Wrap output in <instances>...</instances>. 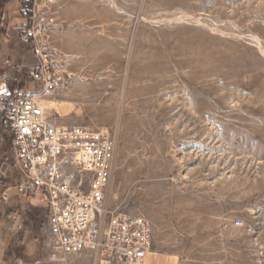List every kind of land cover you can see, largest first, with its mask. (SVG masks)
<instances>
[{"label": "rangeland", "instance_id": "1", "mask_svg": "<svg viewBox=\"0 0 264 264\" xmlns=\"http://www.w3.org/2000/svg\"><path fill=\"white\" fill-rule=\"evenodd\" d=\"M93 1L98 19L75 24L106 38L131 30L98 60L105 98L88 103L105 114L43 105L60 124L115 133L110 205L143 216L153 231L140 264H264V0ZM18 4L0 0V33L17 36ZM8 172L0 264H91L53 248L43 203L13 196L17 173ZM182 242L196 258L167 257Z\"/></svg>", "mask_w": 264, "mask_h": 264}, {"label": "built area", "instance_id": "2", "mask_svg": "<svg viewBox=\"0 0 264 264\" xmlns=\"http://www.w3.org/2000/svg\"><path fill=\"white\" fill-rule=\"evenodd\" d=\"M18 1L25 17L19 38L39 63L28 69L27 87L0 73V145L9 141L12 152V164H0V179L11 168L19 176L15 191L43 203L47 235L62 255L88 257L91 264H140L151 253L153 231L143 216L110 205L115 133L60 124L42 104L55 77L51 54L67 27L62 0Z\"/></svg>", "mask_w": 264, "mask_h": 264}, {"label": "crops", "instance_id": "3", "mask_svg": "<svg viewBox=\"0 0 264 264\" xmlns=\"http://www.w3.org/2000/svg\"><path fill=\"white\" fill-rule=\"evenodd\" d=\"M93 3V0H62L63 17L68 25L57 39L55 51L51 54L55 66V77L52 91L42 100V104L47 101L61 104L65 110L63 114L66 116L105 114V112L98 111L100 108H105L104 106L90 104V100L104 99L106 93L104 82L96 79L99 74L104 72L103 64L99 66L98 60L103 62L105 58V44L117 45L120 44L118 37L122 36L126 39L131 36V30L123 29L122 31L111 32L107 35L110 38H106V34L102 30L85 28L75 24L73 21H95L98 19V14L92 7ZM78 5L81 6V10ZM18 6L13 13L14 30L17 36L10 29L0 33V73L6 72L16 84L27 87L30 83L26 69L36 66L39 59L32 55L28 46H26L27 44L19 38L20 29L25 24V17L19 10V4ZM11 37L14 39L18 37L21 45L18 41H13ZM22 46L26 48L24 49ZM7 60L10 61V64H7ZM47 97L52 99H47ZM88 101L90 102L88 103ZM106 114L112 115L113 111H108ZM9 158H12V152L9 141H6L0 145V164L7 163ZM11 173L7 172V175ZM12 178L16 183L19 176L13 173ZM10 190L13 196L19 195L13 187ZM184 244L185 242H182V248L178 247L177 255L167 254V257L178 259L196 258L191 255V248ZM159 254L162 255V253ZM163 258L161 257V259ZM201 258L202 260L207 259L203 256ZM184 264L187 263L184 262ZM201 264H211V262L207 259L202 261Z\"/></svg>", "mask_w": 264, "mask_h": 264}, {"label": "bare ground", "instance_id": "4", "mask_svg": "<svg viewBox=\"0 0 264 264\" xmlns=\"http://www.w3.org/2000/svg\"><path fill=\"white\" fill-rule=\"evenodd\" d=\"M47 102H48V101H47ZM51 102H52V101H51ZM52 104H53V103H52ZM53 105H54V104H53ZM45 106H46V105H45ZM60 107H61V106H60ZM60 107H59V108H60ZM58 110H59V109H58ZM61 110H62V109H61ZM63 111H64V110H63Z\"/></svg>", "mask_w": 264, "mask_h": 264}]
</instances>
